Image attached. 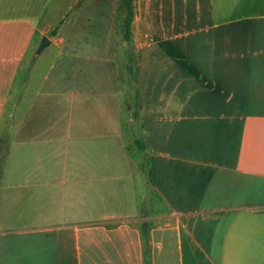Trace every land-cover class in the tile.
Listing matches in <instances>:
<instances>
[{"label":"crops","instance_id":"0c3cea01","mask_svg":"<svg viewBox=\"0 0 264 264\" xmlns=\"http://www.w3.org/2000/svg\"><path fill=\"white\" fill-rule=\"evenodd\" d=\"M80 1L0 0V264H264V0H132L135 139L118 1Z\"/></svg>","mask_w":264,"mask_h":264},{"label":"rangeland","instance_id":"374dc122","mask_svg":"<svg viewBox=\"0 0 264 264\" xmlns=\"http://www.w3.org/2000/svg\"><path fill=\"white\" fill-rule=\"evenodd\" d=\"M84 1L85 0H81L80 2H78L76 4V8L79 9L80 7H82L84 5ZM118 3H119V0H117ZM50 8H54L57 4L55 1H50ZM118 6V5H117ZM61 5H60V12H61ZM48 10V9H47ZM73 10H71L72 12ZM72 14V13H71ZM50 15H53V13L51 12L50 10ZM68 16V15H67ZM45 20V19H43ZM69 21H72V19H70ZM63 22V21H62ZM51 32L48 34V37H50L51 39L55 38L56 36V32H57V29L59 27L60 24H58L59 22L57 20H52L51 21ZM118 35V33H117ZM118 51H119V60H120V66H121V76H124V78L126 77V70H125V65H126V50L128 49V45L127 43L122 39L121 35L119 34L118 35ZM40 47V46H39ZM39 51V48H37V50H31V52L29 53V55L27 56V59L25 60L22 68H21V71H20V74H19V79H18V87L17 89L15 90V95H14V99L12 101V104L18 100H22V97L24 96L23 92L24 91H28V85L27 83L25 84V82H30L32 80H35V79H32L34 77V75L37 73L36 70L38 67V60H39V55H36V53H38ZM51 54V49H47L43 52V57L49 55L50 56ZM123 65V66H122ZM36 85L35 82H33V85L31 86L30 88V91H28L27 93H31L32 90H33V87ZM122 86H123V101L125 103V122H126V128L127 130L129 131L130 135H131V138L135 139V137L138 136L139 134V121L138 120H134L135 118H133V115H132V112L133 110L130 109L129 106L132 105V100L129 99V86L126 85V84H123L122 83ZM13 122H14V116H13V111L10 110V112L5 116V119L3 121V128L1 129V133H0V139L3 136H7L8 137V141H9V130L11 129V126H13ZM9 129V130H8ZM131 151H132V154L134 155L135 157V160L140 162V164H145L146 168H145V173H146V176H148V165H147V160L148 158L144 159L143 160V157L141 154H139V150L138 148L133 144H131ZM7 157V156H6ZM6 161V159H5ZM5 164V163H4ZM141 164V165H142ZM146 188H145V187ZM144 186H139L140 189H143L146 191V195H145V207L146 208V212L149 211V207H148V202H149V205H150V202L151 201H157L154 193L151 191V187H150V184L148 183L147 185L144 184ZM142 193V192H141ZM140 193V194H141ZM148 207V208H147Z\"/></svg>","mask_w":264,"mask_h":264},{"label":"trees","instance_id":"16d2710c","mask_svg":"<svg viewBox=\"0 0 264 264\" xmlns=\"http://www.w3.org/2000/svg\"><path fill=\"white\" fill-rule=\"evenodd\" d=\"M134 21V10H133V1L132 0H119L117 7V33L120 34L122 39L127 43L128 49L126 50V77L121 76V82L129 86V99L132 100V105L129 106L133 110L132 115L134 120L140 119V112L138 106V88H137V77H136V58L134 54L133 47V31L132 25ZM123 66V65H122ZM135 145L141 151H145L143 141L140 139L135 140ZM8 153V137L3 136L0 139V175L2 173L5 159ZM148 169V178L149 181L152 180V172L150 169V161L147 160ZM145 166V164H144ZM146 167V166H145Z\"/></svg>","mask_w":264,"mask_h":264},{"label":"water","instance_id":"95a60500","mask_svg":"<svg viewBox=\"0 0 264 264\" xmlns=\"http://www.w3.org/2000/svg\"><path fill=\"white\" fill-rule=\"evenodd\" d=\"M50 44H51L50 40L48 38H44L41 43L38 53H40L45 47L49 46Z\"/></svg>","mask_w":264,"mask_h":264}]
</instances>
